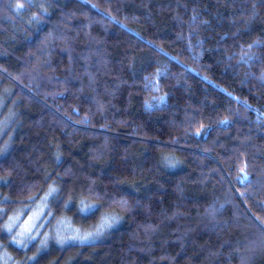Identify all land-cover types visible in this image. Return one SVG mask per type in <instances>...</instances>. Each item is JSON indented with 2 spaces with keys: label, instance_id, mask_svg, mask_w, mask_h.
<instances>
[{
  "label": "trees",
  "instance_id": "16d2710c",
  "mask_svg": "<svg viewBox=\"0 0 264 264\" xmlns=\"http://www.w3.org/2000/svg\"><path fill=\"white\" fill-rule=\"evenodd\" d=\"M53 188L52 221L113 228L12 244ZM0 243L20 264H264V0H0Z\"/></svg>",
  "mask_w": 264,
  "mask_h": 264
},
{
  "label": "rangeland",
  "instance_id": "374dc122",
  "mask_svg": "<svg viewBox=\"0 0 264 264\" xmlns=\"http://www.w3.org/2000/svg\"><path fill=\"white\" fill-rule=\"evenodd\" d=\"M50 192V191H49ZM57 189H51V195H46L39 202L33 204V207L27 206L26 208L19 209L12 216V220L8 219L6 225L12 224V230L9 232L6 227H4L3 233L5 236H11V243L17 244L18 247H26L31 244V242L39 241L40 252L47 249L51 245L57 246L65 245L66 243H81L80 240L70 239L73 236H85L89 234H95L97 232L102 233L99 238L89 239L83 243H93L95 241L103 239L107 232L112 229L111 225L114 223H107L104 218H102L96 226L89 229L88 232H84L82 229H73L68 227V224L63 221V219H58L57 217L52 219V214L48 215V208L50 206L52 198L55 196ZM5 225V226H6ZM74 231V232H73ZM18 233L20 235H18ZM35 237L30 239V237ZM66 237V238H65ZM22 241V243H17L16 241ZM59 240H64L65 242H58ZM41 241H46V244L42 246ZM0 243V264H20L13 261L11 253L6 249L1 247Z\"/></svg>",
  "mask_w": 264,
  "mask_h": 264
},
{
  "label": "snow or ice",
  "instance_id": "6c2138e0",
  "mask_svg": "<svg viewBox=\"0 0 264 264\" xmlns=\"http://www.w3.org/2000/svg\"><path fill=\"white\" fill-rule=\"evenodd\" d=\"M17 7L19 8V7H21V6H20V5H17ZM245 179H246V177H241V182L243 183ZM48 195H51V191L48 193ZM9 220L11 221L12 218L10 217ZM5 227L7 228V230H8L9 232H11V230H12V224H11V223H9L8 225H6ZM101 234H102V233L97 232V233H95V234H89V235H85V236H82V237H81V236H73V237H70V239L80 240V242L83 243L84 241L89 240V239H96V238H99V236H100ZM18 235H20V234L18 233ZM34 238H35L34 236H33V237H30V239H34ZM16 242H17V243H22V241H16ZM58 242L63 243V242H65V241H64V240H59ZM41 244H42V246H43L44 244H46V241H41Z\"/></svg>",
  "mask_w": 264,
  "mask_h": 264
},
{
  "label": "water",
  "instance_id": "95a60500",
  "mask_svg": "<svg viewBox=\"0 0 264 264\" xmlns=\"http://www.w3.org/2000/svg\"><path fill=\"white\" fill-rule=\"evenodd\" d=\"M243 176L246 177V179H247V176H246L244 173H243ZM246 179H245V180H246Z\"/></svg>",
  "mask_w": 264,
  "mask_h": 264
}]
</instances>
